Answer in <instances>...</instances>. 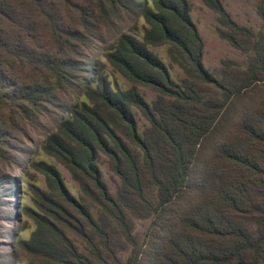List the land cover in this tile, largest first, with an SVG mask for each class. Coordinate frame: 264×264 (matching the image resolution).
Segmentation results:
<instances>
[{
  "label": "trees",
  "instance_id": "trees-1",
  "mask_svg": "<svg viewBox=\"0 0 264 264\" xmlns=\"http://www.w3.org/2000/svg\"><path fill=\"white\" fill-rule=\"evenodd\" d=\"M201 1L217 13L219 37L238 48L241 38L254 43V65L243 71L242 87H229L203 66L204 43L189 0H0V162L12 161L17 150L12 140H28L38 154L64 166L80 192L74 196L55 164L44 159L29 158V167L18 165L21 176L11 174L9 191L14 197L17 182L24 186L32 206L22 209L34 226L28 238L15 240L40 264H94L100 245L110 243L112 225L130 240L126 208L142 204L155 210L145 197L147 184L155 187L164 214L181 197L200 198L193 214L191 208L171 213L183 227L203 222L201 229L211 235L205 244L191 234L170 233L162 244L165 260L154 264H264V203L247 200L234 175L205 172L199 185H190L198 173L194 153L187 149L198 141L200 133L193 131L218 116L230 89L237 96L264 77V0L256 4L257 31L235 22L221 0ZM122 21L130 22L127 29L118 27ZM100 26L110 28L113 36H101ZM159 46L170 64L152 50ZM172 65L182 77L173 78ZM107 66L131 84L122 87L111 80ZM197 84L219 91L221 98L203 94ZM138 85L154 90L155 99L146 100ZM60 93L69 97L53 111ZM136 111L147 121L142 129ZM41 116H49L51 123L44 131L32 126ZM240 129L264 142V101ZM158 142L166 146L165 155L157 153ZM228 142L222 141L215 157L222 161L224 155L233 167L249 166L259 186L264 185L261 163L249 165L240 149L226 148ZM102 156L120 181L114 193L102 175ZM30 169L43 176L45 189ZM92 206L103 218L93 214ZM245 213L260 217L257 235L238 219ZM68 232L86 243V251Z\"/></svg>",
  "mask_w": 264,
  "mask_h": 264
},
{
  "label": "rangeland",
  "instance_id": "rangeland-1",
  "mask_svg": "<svg viewBox=\"0 0 264 264\" xmlns=\"http://www.w3.org/2000/svg\"><path fill=\"white\" fill-rule=\"evenodd\" d=\"M189 1L192 5L191 18L204 43L203 66L215 77L229 85V87L232 86L233 89L236 86L242 87L243 71L252 69L254 65L253 56L256 54L254 43L241 38L242 48H238L233 46L228 40L219 37L216 33V28L220 27L217 13L207 7L201 0ZM221 2L235 22L249 27L253 31H257L260 28L261 18L256 12L257 0H221ZM129 25V21H122L118 24V27L127 29ZM137 26L141 30V20L137 21ZM100 27L102 29L101 36L108 38L113 36L110 28L106 26ZM152 50L158 53L166 63H169L164 47H152ZM106 70L109 78L117 81L122 87H127L131 84L124 77L110 70L108 66ZM170 72L175 79L183 76L181 69L176 65L170 67ZM197 87L203 94L221 98L220 92L213 88L209 89L204 84H197ZM137 88L146 100L152 101L155 99L156 92L150 87L138 85ZM213 91L218 92V94L214 95ZM68 97V94H58L57 101H53L50 109L57 111L60 106L58 101L67 100ZM222 99L224 100V106L218 116L209 119L208 123L201 125L198 132H195L196 130L193 131V133H200L198 141L195 144L187 145V149L192 152V155L194 153L196 158L193 167L197 169L198 173L189 181L190 185H199L205 172L224 174L229 179L234 175L236 176V185L245 194L247 200L253 203H260L261 201L264 203V185L259 186L256 180L257 176L246 168L249 166L234 165L233 167L230 166L229 160L224 155L221 158L222 161L215 157L222 141L228 139L229 145L226 148L236 147L240 149L251 166L254 165V160H258L261 164L257 162L263 167L261 172L264 173V142L248 134H242L240 129L241 121L255 108L257 110L259 103L264 101V77L258 78L256 82L244 86L241 89V93L237 96L230 89L229 97L224 96ZM189 115L186 117L187 121L190 118ZM2 117L3 115H0V118ZM136 119L140 129L147 125V121L138 111H136ZM38 120L32 124L35 130L44 131L51 124L49 116H41ZM37 135L39 134H35L34 139L37 138ZM11 143L17 149L12 152V161L0 162V264H16L18 262L20 264H40V260L21 249L15 240V236L23 239L28 238L34 226L31 218L23 213V205L32 206L29 196L22 193L24 186L17 182L18 188L14 197L9 191L11 174L14 173L17 177L21 176L22 173L18 165L29 167V158L44 159L55 164L63 177L64 183L74 196L79 197L80 192L77 183L72 179L67 169L51 157L38 154L31 142L22 139L20 142L12 140ZM156 151L160 155H165L166 146L162 142H158ZM9 156L11 157V155ZM105 159L102 156L100 168L109 191L114 193L120 181L108 169ZM31 171L35 174V183L40 188L45 189L46 185L43 176L34 170ZM214 180L217 183V178H214ZM144 193L155 210L147 209L142 204L127 207L125 211L130 223V240L124 237L120 227L112 225L110 227V243L105 246L100 245V255L92 257L94 264H154L155 259L163 262L165 257L161 255L162 244L167 243L168 238L166 239V237L167 235L169 237L170 233L191 234L195 239L205 244L211 241L209 231L201 229L203 222L193 228L183 227L181 220H178L177 216L171 213L175 210L191 208L188 213L193 214L199 206L200 198L197 196L181 197L171 206L169 213L164 214L161 213V208L157 207L155 187L147 184ZM91 209L94 215H99V217L103 218L99 208L92 206ZM215 214L217 216L220 215L219 212ZM238 219L241 221L242 226L250 230L254 235H257V231L261 229V220L258 215L245 213L239 215ZM174 221L177 222L172 225ZM68 234L81 251H86V243L80 237L71 232H68Z\"/></svg>",
  "mask_w": 264,
  "mask_h": 264
}]
</instances>
